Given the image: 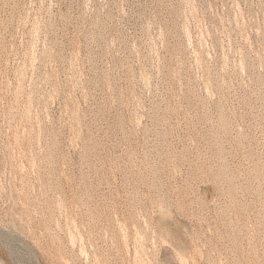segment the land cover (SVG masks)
Segmentation results:
<instances>
[{
    "label": "rangeland",
    "instance_id": "rangeland-1",
    "mask_svg": "<svg viewBox=\"0 0 264 264\" xmlns=\"http://www.w3.org/2000/svg\"><path fill=\"white\" fill-rule=\"evenodd\" d=\"M0 264H264V0H0Z\"/></svg>",
    "mask_w": 264,
    "mask_h": 264
}]
</instances>
